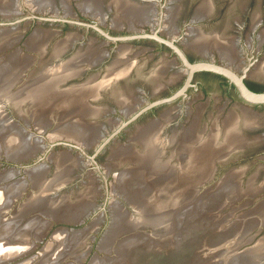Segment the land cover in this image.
Returning a JSON list of instances; mask_svg holds the SVG:
<instances>
[{"label":"flooded vegetation","instance_id":"flooded-vegetation-1","mask_svg":"<svg viewBox=\"0 0 264 264\" xmlns=\"http://www.w3.org/2000/svg\"><path fill=\"white\" fill-rule=\"evenodd\" d=\"M80 1L67 0V6L62 1L58 3L53 0V6L58 7L60 13L55 16L35 12L31 17L27 11V18H29L27 23L34 21L38 26L47 23L59 29L51 27L40 29L38 26L33 29L32 33L35 30H42L50 33L51 36L43 46V53L34 50L40 56H31L38 60L36 63L27 65L19 82L25 80L29 69L32 70L31 72L35 71V74L40 73L46 66L56 65L57 61L59 62L77 50L86 48L92 50L91 58L94 61L84 62L83 69L81 68L78 74L69 76L62 85L78 84L91 77L99 81L104 72L108 71L107 67L118 56L119 50H124L126 55L122 65H125V71L115 80L114 84L123 83L131 86L133 92L129 97L124 95L121 97L116 89L117 96L113 93L101 92L102 94L100 93L96 98L100 100L103 97L113 105L108 106L109 110L104 112V115L110 113L109 118L121 117V105L114 102L117 97L118 100L131 101L136 108L149 101L170 98L142 112L138 117L145 114L149 117L136 132L156 120L158 136L163 141L167 140V137L174 136L173 132L178 139L188 126V120L193 118L189 126L195 123L196 128L201 129L203 121L204 127L207 128L205 134L211 131L210 124L215 121L219 126L220 140L223 134L222 121L228 113L234 112L238 129L246 142L243 146L229 150L222 159H215L214 168L226 169V172L233 164L240 162L252 164L256 166V171L246 174L247 168L245 167L239 174L235 173L234 177L240 178L241 181L243 177L242 182L245 184L249 178L253 177L254 184L260 185L264 180V103L254 104L245 101L227 77L211 70H195L187 80V67L168 42L172 41L190 63L213 62L231 69L238 75L244 71L242 80L246 87L256 92L264 91V0H245L242 6L239 5L242 0H131L132 3L128 0L129 5L135 6L134 8L144 9V14L140 16L144 19L141 18L142 21L133 19L131 22L128 21L129 16L124 14L127 16L125 18L124 15L119 14L112 0H99L98 15H88L86 11L81 10L78 6ZM205 2L207 5L204 4ZM256 5L260 6L257 14L254 10ZM64 8H67L69 12L63 13ZM154 34L162 40L156 38ZM226 34H233V36L227 39ZM197 35H203L206 38L200 46L192 43ZM22 37L19 35V39ZM54 37L58 39L52 45ZM119 37L130 38L121 39ZM62 39H65L64 52L52 57L56 43ZM22 45L26 46V43ZM17 48L33 51L27 46ZM48 53L50 57L43 59L42 54L46 56L45 54ZM163 105L168 107L158 109ZM245 112L253 116V120L255 119L251 127L244 126ZM130 138L128 142L133 145L135 140H130ZM173 146V143H164V150L159 159L169 158L171 162L177 163ZM216 172L214 171L208 179H205V182L196 186L197 193H200L202 187L204 190L206 184L210 186L216 182ZM242 197L252 198L248 202L255 206L260 201H264V187L259 188L253 195L243 192ZM245 207L248 206H242L240 209ZM256 227L262 229L264 222L256 224Z\"/></svg>","mask_w":264,"mask_h":264},{"label":"bare ground","instance_id":"bare-ground-1","mask_svg":"<svg viewBox=\"0 0 264 264\" xmlns=\"http://www.w3.org/2000/svg\"><path fill=\"white\" fill-rule=\"evenodd\" d=\"M94 1L96 2V0H81L78 3V6L80 7L81 10L86 11L88 15L89 14L98 15L99 13L97 9L99 7L96 5L97 3H95ZM112 1L115 3V6L119 10V14L121 16H123L124 14L129 16V17H127L126 15L123 16L125 18L127 17L128 21L131 22L133 19L137 21L140 20L142 21V19H144V17H140L142 16V14H144L143 8H139L138 6H137L138 8H134L135 6L133 7L132 5H129V3L127 2L128 0H112ZM207 2H205L204 4L207 5ZM62 3L64 5H67L65 0H62ZM22 8H27L28 12L31 15L34 14L35 12L47 13L50 14L51 16L60 14L58 7L53 6V2L50 3L49 0H25L24 2H21V0H10V1L0 0V11L4 16L14 15V13L17 14L19 10ZM64 9L65 10L63 11V13L66 14L69 12L67 8ZM16 29L17 27L15 26L5 29L0 28V51L3 48L11 46L17 40L16 39L17 35L9 36V34H11L9 31ZM35 32L32 33L30 36H28V38L26 39L25 41L26 46L31 49L43 51L44 49L43 46L46 45L47 42V40L44 38L46 34H43L42 30L37 31L36 34H38V36L36 40L34 38ZM46 38H49V36H47ZM40 39L42 41H40ZM43 39H45V41H43ZM205 39L206 38L203 35L202 36L197 35L192 43H195L196 46H200L203 44ZM64 40L62 39L61 41L65 42ZM64 49H65L64 44L58 42L56 43V46L52 51V55L53 56L54 54H56V56L60 55V53L64 52ZM13 50L14 51H11L7 55V57L5 58L6 60L2 62V67L0 70L1 72L2 71L5 72L6 70L10 71L12 69H14L13 71H15L16 69L17 70L22 69L23 72L25 67L27 66L25 65V61L27 60L26 57L25 59H23L24 61L21 62L20 60V58H22L23 56L21 52L22 50H20V48L17 47ZM91 51L92 50H89V48L88 49L86 48L85 50L80 52L78 50L74 52L72 55H70L68 58L61 59L59 62L57 61L56 65L52 64L53 66L52 65L50 67L46 66V68H44L42 72L37 73L31 77H28V79L25 80V82H23L22 85H20L21 87H17V89L11 92L10 94L9 92H7V90L3 91L2 93L0 92V94L6 95L7 97H10L11 95V99L18 98L21 100L23 98L22 95L37 93L38 95L37 97L32 96L31 98L28 99L29 101H33L32 106L29 107H31L30 108L31 111L36 116V121H35L36 127L44 126L43 122L45 124L46 121H42V120L47 118V115L50 113V111L54 113V116L56 115L55 113H59L57 115V117L59 118L58 123L56 124V127L53 130L47 133L46 135L47 137L44 138L45 136L43 137L38 133H34V134L32 133L31 136L34 139V143L32 144V146L30 144L27 146H24L23 144H19L22 145V147L17 149L18 152L16 157L23 158L21 156L32 154L35 152L36 149H44V147L47 145L48 142L58 137L72 140L74 141L75 144H77V146L83 148L86 147L87 145L96 143L99 135L101 137L102 135H104V131L99 129L98 126L99 124L97 125L96 123L94 124V122L90 120L86 121L84 119L86 116L98 115L100 109L102 108L99 106H93L88 103L89 102L91 103V100L95 99L99 95V91L102 87L111 85V81L117 80L118 77H120L121 74H123V72L125 71V65L124 64L122 65V63L124 61L126 54L124 53V50L123 51L119 50L118 56L107 67L108 71L104 73L103 78H101L99 81H95L94 77H91L90 79L87 78L86 81L78 84L71 83L65 86L62 85V83L66 79H68L69 76L71 77V75L73 74H78L77 72H79L81 68L83 69L84 62L90 63L91 61H94L90 56V54L92 53ZM96 59H98V57ZM22 72H20L19 74H21ZM6 77L9 78V75L7 74ZM10 77H12V74ZM3 83L5 84V82ZM114 88H116V90L120 95L121 91L118 89V87H114ZM20 96H22V98ZM84 96L85 97L88 96L92 98L87 103L86 101L87 98L84 99ZM120 96L122 97L123 95ZM74 98H78L77 100L78 103L71 102V100ZM28 100L25 99L23 101H28ZM122 103L123 105H122L121 113L123 115H127L131 113L132 110H134L136 107V105L133 106V104L130 101H126L125 99H123ZM90 112L91 115H89ZM252 117L253 116L245 112L243 118L244 126H250L253 124L255 119L253 120ZM108 121L111 122V124L108 126L111 127V129L115 127V125H117L118 123L117 119L115 118L112 119L109 118ZM155 122L153 121L150 122L132 136L133 140L141 143L140 150L135 149L130 145L127 146L124 145L120 147L117 146V148L115 147L116 149H114L112 154H110L111 155L110 157H114V160L115 158L120 157L123 160L128 161L127 167L125 169L123 168L122 171L115 173L114 176L118 188L117 189L114 188L113 190H115L116 193H121L119 190L124 192V194L126 195V201L128 199L131 202V204L134 205L132 209L134 208V210L138 211V214L141 215L142 223H145L148 226L151 225L152 227H161L165 225V228L161 227L160 228L161 230H158V231H163L160 232V237L159 236L156 237L158 234L157 235L155 234V238H157L158 240L167 241L170 239L168 233L169 235H172V233H174V231L177 230L175 236L179 237V232L182 230V227L186 225L185 222H191V223L196 222L198 217H200V214H202L206 208H209L211 205H213L217 200L219 202H221V200L222 201L225 200L226 202L232 201L233 197H235L233 193H234V189L236 188L233 186L237 185L238 183L235 182L236 177H234V174L237 173L236 171L239 172V170L229 169L228 173H226L227 172L226 171L224 173L225 175L223 174L224 176L223 175H222L223 177L221 176L222 178L216 183L214 188L211 190H205L204 195L200 197L196 192V186L199 185L205 179H208L210 177L214 168L215 159H222L225 156V154L228 153L229 150L243 146V144L246 141H245V137H242V135L240 134V130L238 129L237 126V117L234 112L228 113L223 119L222 121L223 134L220 140H219V136H220L219 126L215 123V121H212V123L210 124L211 131L207 134H205V132L207 131L206 127H203L202 129L199 130L196 128V124L192 123L189 127L183 130L180 138L178 137L177 139L175 132H173L174 134L172 135L174 136H172L171 138L167 137L168 139L164 141L158 136V127L156 128L157 124L155 125ZM63 124L64 125L68 124V127L62 126ZM102 127L106 130L104 126ZM73 129L76 131H74ZM0 130H1L0 131L1 139L3 138L4 140L5 135L9 131V129L2 130L1 128ZM41 138L43 140L46 139L47 141L45 140L46 142H44L43 140H41ZM6 139L7 137L5 138L4 141H6ZM164 143L174 144L172 149L175 150L176 152L177 163L176 162L171 163L169 159L166 160L159 159L158 154L164 150L163 149ZM125 144H130V143L128 142ZM50 159L53 160V162L56 164L55 167L57 168L54 172L55 173L54 177L50 180L43 177L44 175L42 174L44 171H40L42 169V165H43L42 163L44 162L30 165L24 168L23 172L29 174V179L31 181V184L35 188V192H34L35 194L32 195L30 199L32 206L35 204V202L38 203L39 200L43 199L44 192L47 191L49 187L55 186L65 181L67 177L66 173L69 171L70 167L74 166L75 164L76 166L81 167L84 164V163L81 164L82 161L77 158L73 159V157L70 155L68 151L59 152L57 156H54L53 158L51 157ZM110 164L112 163L110 162ZM105 166L106 168L108 167L107 164ZM169 166H174L175 170L173 171L172 167L169 168ZM12 173H15L16 175L18 174L16 169H9L8 170L9 175H4L6 177L3 178H7L8 176L10 177ZM23 183L24 182L22 181H18V182L16 181L15 185L13 186L11 185V187L5 186L4 191L0 194V204L2 202V206L0 207V216L3 213L2 211L8 206L7 204L10 203L9 197L10 196L16 197L17 196L16 194H18L21 188L24 187L25 183L24 184ZM234 183L236 184L234 185ZM246 183H247L246 186H244L243 189H241V191L239 190L242 193V196H243V192L244 193L247 192V194L253 195L257 190H259V188L264 187V180L260 183V185H256L254 184L253 177L249 178V180ZM216 186L219 187L216 188ZM180 187L184 189L179 190ZM149 188L153 191L152 192L149 191L148 190ZM146 190L148 191V193H146ZM93 193L94 191L91 189V185H87L86 189L83 190L81 196L78 197L81 199L82 197H86L85 195H89ZM190 193H192V195L195 196L197 199H195L194 197L188 198L189 200H191L190 206L187 208L188 210L187 209L182 210V207H180V202L181 201L183 202V200L187 199L184 197L185 194L189 196ZM69 202L70 201H68V203L66 204H69ZM87 202H83V204L78 203L79 205L77 206L74 205L75 206L74 208H72L71 205L69 207L70 209L71 208L72 209L67 212L60 210L61 215L56 211H53L54 213H52V217L55 218L57 217V219H62V220L82 221L83 220L82 217L88 213L91 207L92 202L90 204L89 202L88 203ZM131 204L129 203V205ZM174 205H176V209H173ZM25 206L26 205H24L17 213H15L17 216H15L12 219V221H8V220L6 221L4 218H1V221L2 223H4V227L6 229L5 232L4 231L0 232L2 244L6 247L7 244L11 242L12 246L7 247V252L0 257V262L7 260L8 258H11L9 256H15V255L27 253L34 245L33 242L31 243V246H29L25 242L23 243L19 241L20 242L19 243L17 242L18 241L17 239L19 240L26 239L25 238L26 234L32 231H33L32 236L38 239L41 236V232L44 226L42 225L39 226L40 223L39 225L35 224L36 218L33 220L32 219L30 220V218H25L26 214L23 215L27 210V209L24 210ZM58 207H60V205ZM64 209L65 208H63L62 210ZM112 209H113L112 211L113 221L110 224L103 238H101L102 241H100L99 244V247L101 248L104 247V245L105 246L107 245L108 239H106V237L110 238L109 236L112 233H115V231L120 228V225L126 223L127 226H130L129 221L123 220L122 215L120 216L118 215L121 211V207H119V205H114V206L112 205ZM254 210L256 215L254 214V212H253L254 214L253 216H246L243 213L238 220L236 221L228 220L227 222H225L226 231L229 230H231V232L235 231L236 224H238V229H239L238 234L240 236H243L244 234L243 232H247L251 230L253 226H255L257 223H263V221L253 217L258 216L260 213H261L260 216L262 217L264 213V201H260L258 204H256ZM65 213L67 214L65 215ZM147 216L148 218H146ZM226 217H228V215ZM22 218L24 220H22ZM135 222H137V220ZM5 224L10 225V227L13 229V232L16 233L10 234L9 231L10 228L6 227ZM82 230H84V228L79 230H70L72 234L68 233L67 232L68 230L64 228L54 231L51 234L50 239L46 241L44 247L41 249L42 253L41 252L40 253L42 254V256L40 255L41 256L40 261L45 260L49 252L47 249L52 247L51 245H55L57 241L60 242L59 241L60 238L63 239L65 236L67 237L65 241H71L73 237L77 236L76 240H78L79 237L83 236L86 232V230L84 231ZM169 231L170 232L173 231V232L170 233ZM10 235L12 239H16L17 241L13 243V240L9 238ZM120 242L116 245L117 250L114 249V251L117 252L120 249H122L125 245H127L126 243L122 244ZM149 242L150 241H147V243ZM128 243L129 245L133 244L131 243L130 239H128ZM151 244L153 245L156 243H151ZM55 247L53 246V248ZM28 248L29 251H26V249ZM53 248H50L49 250H52ZM245 249L247 250L248 246L244 247L243 250ZM249 252L251 253L254 252L256 256V259L253 262H259L257 256L260 253L264 255V239L262 242L256 243L253 248H250ZM249 252L246 251L244 253L246 257L250 256ZM119 253L122 252L120 251ZM128 253L127 255H130ZM232 254L235 253L233 252ZM231 257L232 255L230 256V258ZM122 258L126 259V257H122ZM29 259H33V257L25 259L22 263L20 262L18 264H28L27 262L29 261ZM116 259L114 258L113 260L115 261ZM117 261L118 260L115 261L116 264H118ZM228 261L231 260L228 259ZM251 261L252 260L249 259L247 262H251ZM88 264H94L93 260L89 261Z\"/></svg>","mask_w":264,"mask_h":264},{"label":"rangeland","instance_id":"rangeland-1","mask_svg":"<svg viewBox=\"0 0 264 264\" xmlns=\"http://www.w3.org/2000/svg\"><path fill=\"white\" fill-rule=\"evenodd\" d=\"M24 1L25 0H23V2ZM49 1L50 3L53 2V0H49ZM54 1L59 3L62 0H54ZM65 1L67 3V0ZM95 3H97L96 5L98 6L99 0H96ZM243 4H245V0H242L239 3L240 6H242ZM259 8H260L259 5L255 6L254 10L256 14ZM27 11H28L27 8H22L19 10L18 12L19 14L17 13L16 15L14 13V16L13 15L4 16L2 15L0 11V22H8V21L10 22L16 19H20L18 23L0 24V28H3V29L10 28V26L17 27L16 30L9 31L11 33L9 34V36L17 35L16 36L17 40L11 46L3 48L0 51V58H1L0 59L1 61L0 70L2 67V62L6 60L5 58L11 51H14L13 49H15L18 46H22L23 48L26 47L25 45L23 46L22 43H24L26 39L28 38V36L32 34L33 29L36 26H38L34 23V21L30 23L26 22L29 19L27 18V15H28ZM38 27L40 29H45L51 26H49L47 23H42V24H39ZM51 28L59 29L57 27H51ZM72 30H74V28H72ZM36 32H35V36L34 34L33 36L37 40L38 34H36ZM42 33L46 34L44 37L46 40L49 39V38H46L47 36L49 37L51 36L49 35L50 33L43 32V31ZM19 35H22L23 37L19 39ZM232 36L233 34H229V35L226 34L225 38L227 37V39H231ZM45 39H43V41H45ZM57 39L58 37L53 38L52 45H54V42H56ZM40 41L42 40L40 39ZM58 42L64 44V42H62L61 40ZM22 50L23 52L22 51L21 52L23 56L22 58H20L21 62L24 61L23 59H25V57L27 58V60L25 61V65H28L31 63L33 64L37 62L38 59L35 60L34 58H31V56L32 57H37L38 55L40 56L39 53L34 52L35 49H33V51H27L26 49H22ZM80 51H83V50H79V52ZM40 52H43V51H40ZM49 54L50 53L45 54L46 56L42 54L43 59L47 58V56L50 57ZM51 56L55 57L56 54H54V56L53 55ZM30 66L32 68L34 67V65L33 66L30 65ZM25 68H27V66ZM13 70L14 69L10 71L6 70L5 72L0 71V92L1 93L7 90V92H9L10 94L14 90H16L17 87H21L20 85H22V83L25 82V80H27L28 77H31L33 76V74H35L34 72H31L32 71L31 69H29L30 70L29 74L27 75L26 73L27 78L25 77L24 81L19 82L20 76L22 75V73L21 74L19 73L22 72V69H19V70L16 69L15 71ZM7 74L9 75V78L6 77ZM11 74H12V77H10ZM3 82H5V84ZM17 82L19 83L16 84ZM114 82L115 80L111 81V85L106 86V87L101 86L102 88L100 89L99 94L101 92L104 94L113 93L115 94V96H117L118 93L115 91L116 88L114 87H118V89L121 91L120 95H124L125 97H129V95L132 94L133 90L131 86H126V84H123V83L120 85H117V84H114ZM22 96H20L22 98L21 100L18 98L11 99V95L10 97H7L6 95L0 94V129L1 128L2 130L9 129L6 135L4 134L5 138L7 137L6 141H4L5 138L4 140L3 138L1 139V135H0V178L2 177L0 180V194L4 191L5 186L11 187V185L12 186L15 185L16 181L17 182L22 181L25 183L24 187H22L21 190L18 192V194H16L17 195L16 197H11V196H10L11 198L9 197L10 203L7 204L8 206L2 211L3 213L0 216V232L2 231L5 232L6 230L4 227V223H2L1 221V218H4L6 221L7 220L12 221V219L15 216H17L15 213H17L24 205H26L24 210L25 209L27 210L23 215L26 214L25 218H30V220L31 219L33 220L36 218L35 224L39 225L40 223L39 226L41 225L44 226L40 237H42L44 234L45 236H43V241L41 242L39 241V245L34 250L6 264H18L20 262L22 263L25 259H28L34 255L35 257H33V259H29L30 262L28 261L27 262L28 264H35L36 261L37 263L39 262L38 264H88L89 261H92V260L94 264H98V263L99 264H114V263L116 264L115 262L116 260H118L117 261L118 264L119 263L120 264H264V255H262L261 253L259 255L257 254L258 255L257 258L259 262H253L256 259V256L254 252L253 253L249 252V249L253 248L256 243L263 241L264 227L262 229H257L255 225L253 226L251 230L247 232H243L244 233L243 236H240L238 234L239 232L238 224H236L235 231L233 232H231V230L226 231L225 222H227L228 220L236 221L241 217L243 213L246 216H253L254 214L256 215L255 210H254L255 208L254 204H249L250 202H248L252 198L250 199L249 197L248 199V197L243 198L241 196L240 191L241 189H243L244 186H246V184L242 182L244 180L243 177H242V181L240 178H236L235 180V182L236 183L238 182V183L237 185H235L236 183H234L235 186L233 187H236L237 189L236 188L234 189L233 194L235 197H233V199L231 198L232 201L226 202L225 200L223 201L221 200L222 202L221 203L217 200L213 205H211L209 208H206L204 212L200 214V217H198L196 222H193V223L185 222L186 225H184L182 227V230L179 232V237L175 236V234L177 233V230L174 229L175 231L174 233H172V235H169L168 233V236H170L169 240L167 241L158 240L157 238H155V234L156 235L158 234L156 237L158 236L160 237V232H163V231H158V230H161L160 229L161 227L165 228V225L164 226L160 225L161 227H152L151 225L148 226L145 223H142L141 215H139L138 211H135L134 208L132 209L134 205H132L128 199L126 201V195L124 194V192L119 190L121 193H116L115 190H113L114 188L115 189L118 188L117 182L114 176L115 173L122 171L123 168L125 169L127 167L128 161L123 160L120 157L115 158V160H114V157H110L111 156L110 154H112L113 150L116 149L117 146L120 147L124 145L126 146L130 145L134 147L135 149H138V150L141 149L140 142L133 141V145L125 144V143H128L129 141L128 139L130 138V136H132L140 126L145 124V122L148 120L149 115L145 114V115H141L138 118H135L134 120H132L131 122L123 126L117 134H115L112 138H110L104 144V146L94 155L93 159L96 164H94L88 156L80 154L79 151L75 147H70L63 143H60L63 141H68V139L60 138V137L53 139L51 141L49 139L50 142L47 143L44 149H36L34 153L26 155V156H21L23 158H18L16 157L17 152H18L17 149L22 147V145H19V144H23L24 146H27L30 144L32 146V144L34 143V139L31 136L32 133L33 134L38 133L42 135L43 137L45 136L44 138H46L47 133H49L51 130H53L56 127V124L58 123V119H59L57 117L59 113H55L56 115L54 116V113L50 111V113L47 115V118L42 120V121H46L45 124L43 122L44 126L36 127L35 126L36 116L31 111L30 109L31 107H29V106H32L33 101H29L28 99L31 98L32 96L37 97L38 95L37 93H32L29 95H22ZM78 98L72 99L71 102L78 103L77 101ZM91 98L88 96L87 97L84 96V99H86L87 103ZM25 99H27L28 101H23ZM114 102L115 104L119 106L121 105V109H122V105H123L122 100L120 99L118 100V97H117L116 101ZM24 103H27L28 105ZM88 104H91L93 106H99L102 108L100 109V112L98 115L86 116L84 119L86 121L90 120L94 122V124L95 123L97 125L99 124L98 125L99 129H101L102 126L106 128V130L102 129V131H104V135H102V137L99 135L97 141L95 140L96 143L83 147V149L86 151L88 155H92L97 145L100 144L108 136V133L111 132L112 129L116 127V125L112 129L111 127H108L112 122V120L111 122L108 121L109 119L108 116H111V114L109 113V114L104 115L105 114L104 112H107L109 110L108 106H113V105L108 103L105 98L102 97V99L100 100L99 98L92 99L91 103L89 102ZM165 107H168V106L163 105L162 107H158V109L165 108ZM89 115H91V112L89 113ZM105 120H107L108 122H106ZM188 121H189L188 122V126H189L190 122L193 121V118H190ZM203 123L204 122L202 121V125L200 126L201 129L204 127ZM62 126L68 127V124L67 125L63 124ZM20 139H21V142H20ZM41 140L43 139L41 138ZM45 140L46 139H44L43 141L46 142L47 140L46 141ZM71 141L72 140L68 142H71ZM73 142L74 141H72V143ZM63 151H68L70 155L73 157V159L77 158L82 161L81 164L83 163L84 164L81 167L76 166V164L70 167L69 171L66 173L67 177L65 181L55 186L49 187L48 190L44 192L43 199L39 200L38 203L35 202L33 206L31 205L30 199H31V196L35 194L34 193L35 188L31 184L28 173L26 172L24 173L23 171H21L17 175L15 173H12L10 177L8 176L9 178L8 177L3 178V177H6L4 175H9L8 170L10 169V167L14 165L18 167V166H25V165L26 166L34 165V164L44 162L42 163L43 165L40 171H44L42 174L44 175L43 177L50 180L54 177L55 175L54 172L57 169L55 167L56 164L50 158L57 156L59 152H63ZM161 155H162V152L158 154V157H161ZM110 162L112 164H110ZM171 163H174V162H171ZM106 164L108 165L109 168L108 167L106 168L105 166ZM96 165L98 166L99 171L96 169ZM170 167H172L173 171L175 170L174 166H169V168ZM245 167L247 168L246 174L253 173L254 171L257 170L256 166L252 164H243L242 162H240V163L231 165L230 168L227 169V171L229 169H236V170H239V172L235 170L237 172L236 174H239ZM3 169H6V171H4ZM214 169H213V172L217 171L216 172L217 174L216 181H217L218 179H220L219 177H221V175L225 173L226 169H220V170L216 168ZM2 171H4V173H2ZM202 182H205V180ZM87 185H91V189L94 191V193L85 195L86 197H82L81 198L82 200H81L78 196H81L83 190L86 189ZM207 186L209 185L206 184V187ZM217 187L219 186H216V188ZM182 189L184 188L182 187L179 188V190H182ZM148 190L151 192L153 191L150 188ZM202 190H203V187L201 188V191ZM201 191H200L201 194L197 193L199 197L204 195L205 190L203 191V193ZM146 193H148L147 190H146ZM184 197L187 199L183 200V202L182 201L180 202V207H182V210L187 209L190 206L191 200H189L188 198L194 197L195 199H197L195 196L192 195V193H190L189 196L185 194ZM87 200L89 204L92 202L91 207L88 213L82 217L84 219L83 223L79 225L82 227L83 226L86 227L84 228V230H86L85 234L83 236H80L78 240H76L77 236L73 237L71 241H65L67 239V237L65 236L63 239L60 238L59 239L60 242L57 241L55 245H51L52 247H50V248H53V246L54 247L56 246L55 248L57 250L55 248H53L52 250H49L50 248L47 249L49 251L48 255L46 256L45 260L43 261L41 260L42 261L41 262L40 261V258L42 256L41 249L44 247L46 241L50 239V236L53 233L57 225V224H52L51 226L49 225L50 222H53L54 219H57V217L56 218L52 217V213H54L53 211H56L57 213L61 215L60 210L65 211V212L70 211L72 208L79 205L80 203L83 204V202H87ZM68 201H70L69 204H66L68 203ZM129 203L132 206L129 205ZM65 204H66V207H65ZM59 205L60 207H58ZM71 205H72V208L70 209L69 206ZM112 205L113 206L119 205V207H121V211L118 215L119 216L122 215L123 220L129 221L130 226H127L126 223L120 225V228L117 229L115 233H112L109 236L110 238L106 237V239H108L107 245L106 246L104 245V247L101 248L99 247L100 241H102L101 238H103L110 224L113 221L112 220L113 218ZM244 205L248 207L240 209V207ZM1 206H2V202L0 204V207ZM63 208L65 209L62 210ZM173 209H176V205L173 206ZM66 214L67 213H65V215ZM260 214L253 218H256L264 222V213L262 217L260 216ZM227 215L228 217H226ZM146 218H148V216ZM22 220L24 219L22 218ZM134 220L135 221L137 220V222H135ZM257 224H260V223H257ZM5 226L10 228L9 230L10 234L16 233V232H13V229L10 227V225L5 224ZM32 232H29L28 234H26L25 236L26 239L24 240L17 239L18 240L17 241L16 239H12L11 235L9 236V238L13 240V243L16 241L17 242L20 241L23 243L25 242L29 246H31L32 242H36V240H38V238L32 236ZM67 232L71 233L70 230H68ZM253 233H255V235ZM128 239H130L131 243H133V244L130 243L132 246L129 245ZM147 241H150V242L147 243ZM119 242L122 244L126 243L127 245H125L122 249L116 252L114 251V249L117 250L116 245ZM151 243H156V244L152 245ZM97 245L99 249L96 248ZM9 246H12V243L11 242L8 243L7 246L5 247L2 244L1 237H0V257L7 252V247ZM246 246H248V249L243 250L244 247ZM29 248L26 249V251H29ZM120 251L122 253H119ZM246 251L250 253L249 257L245 256L244 253ZM125 252H126V255H125ZM233 252L235 254H232ZM127 253L130 254L131 256L127 255ZM231 255L232 257L230 258ZM9 257H13V256H9ZM122 257H126V259ZM114 258L115 259L117 258V259L114 261L113 260ZM228 259H230L231 261H228ZM249 259H251L252 261L247 262Z\"/></svg>","mask_w":264,"mask_h":264},{"label":"water","instance_id":"water-1","mask_svg":"<svg viewBox=\"0 0 264 264\" xmlns=\"http://www.w3.org/2000/svg\"><path fill=\"white\" fill-rule=\"evenodd\" d=\"M30 16L33 17V14L32 15L30 14ZM19 21H20V19H16V20L10 21V22L9 21L8 22H0V24H9V23L13 24V23H18ZM99 31H101V30H99ZM154 36L156 38H158L159 40H162L161 38L157 37L156 34H154ZM119 38L125 39V38H130V37H119ZM168 44L178 53L179 57L184 62L185 66L187 67V74H188L187 75V80L190 78L192 72L195 71V70H198V69L211 70V71L220 73V74L224 75L225 77H227L235 85V87L237 88V90L239 92V95L245 101L250 102V103H254V104L264 103V91H259V92L252 91V90L248 89L246 87V85L244 84V82L242 80L244 71H243V73L241 75H238L234 71H232L231 69H228V68H226L224 66H221V65H217V64H215L213 62L198 61V62L190 63L183 56V54L180 52V50L177 48V46L172 43V41H169ZM169 99L170 98H163V99H158V100H155V101H149L146 104H144L142 106H139L138 108L135 107V109L132 110V112L127 114V115H123L121 113L120 114L121 117L116 118L117 121H118V124L116 125V127L113 128L112 131L108 133V136L100 144L97 145V147L95 148V150H94L92 155H88L86 153V151L82 147L77 146V144H74V142L73 143H72V141L68 142L70 140L63 141V142H60V143H63V144H65L67 146H70V147H75L79 151L80 154L88 156L92 160V162L94 164H96L94 159H93L94 155L104 146V144L110 138H112L115 134H117L123 126H125L126 124H128L129 122H131L132 120L137 118L142 112L147 110L149 107H151V106H153L155 104L162 103V102H164L166 100H169ZM50 145H52V144H50ZM14 166L10 167V169H16L17 173H19L21 171H24V168L27 167V166H30V165L18 166V167H16V166L14 167ZM96 169L99 171V168H98L97 165H96ZM3 170L6 171V169H3ZM4 171H2V173H4ZM217 181L214 184H211L210 186L205 187L204 190L213 189L214 186L216 185ZM83 221H84V219L82 221H77V220L76 221H71V220L54 219L53 222H50L49 225L51 226L52 224H57L55 229H54V231H56L58 229H61V228H64L66 230H79V229H82V228H86L84 226L83 227L79 226V225H81L83 223ZM43 236H45V234ZM43 236L40 237V239L36 240V242H33L34 245L31 247L29 252L34 250L39 245V241L40 242L43 241ZM96 248L99 249L98 245L96 246ZM29 252H27V253H29ZM27 253H24V254H27ZM24 254L15 255V256H13L11 258H8L7 260H4V261L0 262V264H6V263H8L10 261H13L14 259H16L18 257H21ZM32 257H35V255L32 256Z\"/></svg>","mask_w":264,"mask_h":264}]
</instances>
